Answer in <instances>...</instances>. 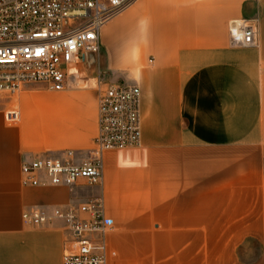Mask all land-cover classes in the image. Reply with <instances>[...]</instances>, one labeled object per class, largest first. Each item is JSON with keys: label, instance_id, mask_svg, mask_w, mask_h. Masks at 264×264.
<instances>
[{"label": "crops", "instance_id": "1", "mask_svg": "<svg viewBox=\"0 0 264 264\" xmlns=\"http://www.w3.org/2000/svg\"><path fill=\"white\" fill-rule=\"evenodd\" d=\"M126 14L105 61L108 25ZM120 17L87 63L92 81L142 91L141 147L104 159L108 264H264V0H137ZM241 19L256 21V48L231 46ZM24 89L0 110V264H63V221L30 226L23 214L75 196L44 175L24 186L21 165L93 148L97 93Z\"/></svg>", "mask_w": 264, "mask_h": 264}, {"label": "built area", "instance_id": "2", "mask_svg": "<svg viewBox=\"0 0 264 264\" xmlns=\"http://www.w3.org/2000/svg\"><path fill=\"white\" fill-rule=\"evenodd\" d=\"M137 0H0V95H18L26 85L40 84L50 92L78 87L89 57L102 52L101 30ZM230 44L256 48V21L229 23ZM98 129L87 159L73 152L64 158L39 155L21 165L24 186L38 187L46 176L54 187L73 197L84 188L103 189L104 159L108 152H124L142 144L141 88L133 84H104L95 80ZM20 112L6 114L19 122ZM63 221L66 246L63 264H108V236L103 193L77 201L51 214L32 210L23 214L30 226Z\"/></svg>", "mask_w": 264, "mask_h": 264}, {"label": "rangeland", "instance_id": "3", "mask_svg": "<svg viewBox=\"0 0 264 264\" xmlns=\"http://www.w3.org/2000/svg\"><path fill=\"white\" fill-rule=\"evenodd\" d=\"M132 19V15L131 14H126L122 17H120L119 20L114 21L113 23L108 25V28H110V33H106V35L104 36L105 41L108 44V49H110L107 53L104 54L103 56V60L105 61H112L114 59V52H119L118 46L119 43L121 42V37L123 34V30L125 29L126 26H128L131 22ZM113 37V38H112ZM115 38V39H114ZM83 79L81 82H79L78 87L76 88H72L69 91H66L64 93H57V92H53L51 93L50 91H48V89L45 86H42L40 84H30V85H26L28 86L29 89H32L33 91H39V92H50L51 94L54 95H64L67 96V98H71V96L73 97L75 94H77V92H83V91H88L90 89L95 88V81H92L94 76L92 75V73L90 72L89 69H87L84 72V75L82 76ZM122 83H126L124 81H122ZM129 84V83H127ZM25 90V89H24ZM22 90L21 93H19L16 96H11L9 94L6 93H1L0 95V110H2L5 107V103L12 105V102L14 100H16L17 98H19L22 94V92L24 91ZM95 132V127L93 126V122L92 120L89 121L88 124H84V133L87 136H90L91 138L93 137ZM92 150V148H90V150H85V151H77V150H72V151H68V153L73 152L76 157L78 159H87L90 157L91 153L90 151ZM83 190L79 191V196L74 197L73 203L77 202V201H86L91 199V197L96 196L100 193V189H95V188H84L82 187Z\"/></svg>", "mask_w": 264, "mask_h": 264}, {"label": "bare ground", "instance_id": "4", "mask_svg": "<svg viewBox=\"0 0 264 264\" xmlns=\"http://www.w3.org/2000/svg\"><path fill=\"white\" fill-rule=\"evenodd\" d=\"M137 53V52H136Z\"/></svg>", "mask_w": 264, "mask_h": 264}]
</instances>
